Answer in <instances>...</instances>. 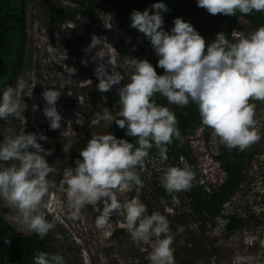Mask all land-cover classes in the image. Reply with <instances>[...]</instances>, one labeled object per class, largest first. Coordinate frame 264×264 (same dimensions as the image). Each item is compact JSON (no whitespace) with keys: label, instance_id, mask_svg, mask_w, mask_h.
Masks as SVG:
<instances>
[{"label":"clouds","instance_id":"9594fccd","mask_svg":"<svg viewBox=\"0 0 264 264\" xmlns=\"http://www.w3.org/2000/svg\"><path fill=\"white\" fill-rule=\"evenodd\" d=\"M196 2L198 7L212 15L264 12V0ZM166 12L167 6L158 2L143 12L133 10L130 15V27L150 41L155 55L159 57L156 67L164 70L163 75H158L146 59L127 58L133 72L130 81L120 86L124 76L116 70L119 66L115 58L108 57L110 69L102 62L105 55L101 45L111 46L106 43V38L92 36L86 51L97 49L92 58L93 62L100 61L94 69L99 81L97 89L107 93L114 86H119L117 94L121 106L115 115L108 108H104L102 113L96 112L94 122H114L120 129L126 128V136L138 139L134 145L111 133L93 135L80 150L82 160L77 159L75 168L64 171L67 218L72 221L81 219L82 209L90 205L98 213L95 227L104 230L110 226L113 214H117L122 218L120 227L126 229L134 243L151 245L146 257L149 264H175L172 245L175 235L183 232V226H178L173 233L168 218L159 212L149 215L147 206L139 199L144 184L136 169L144 166L149 150L155 147L159 157L148 158H159L164 163L168 160L167 146L174 139H182L175 113L157 104L153 97L160 94L169 104L180 107L194 103L198 107L201 124L211 128L213 135L218 137L217 149L225 146L240 151L260 139L254 119L255 104L249 101H264V26L234 42L224 33H218L206 48L205 39L182 18L174 19L171 31H165L162 13ZM81 14L88 19V14ZM72 24L68 35L82 31L83 27L77 28L75 22ZM232 34L235 35V32ZM82 63L86 65L87 61ZM64 70L69 76L76 72L75 68L67 66ZM55 89L45 88L42 92V99L46 102L43 115L49 122L50 130L60 129L62 120L56 107L62 93ZM32 92L33 87L25 79L18 78L15 85L3 93L0 120L9 117L24 119L27 107L24 97H31ZM68 95H72L71 91ZM37 110L38 106L33 105L32 111ZM76 122L81 124L82 120L78 118ZM38 140L47 142L48 137L26 133L22 127L18 134L14 132L0 142V199L17 209L19 215L14 219L21 228L44 239L55 227L41 211L44 198L55 186L48 179L55 167L46 160L52 155L51 150H45ZM179 159L183 167L168 166L160 177L162 187L169 194L190 190L195 179L191 166L183 157ZM133 188L137 195L122 201L119 194ZM2 239L5 245H11L10 238L6 236ZM215 259L212 257L210 264H215ZM33 264H65V259L59 253L41 251L35 255Z\"/></svg>","mask_w":264,"mask_h":264},{"label":"rangeland","instance_id":"374dc122","mask_svg":"<svg viewBox=\"0 0 264 264\" xmlns=\"http://www.w3.org/2000/svg\"><path fill=\"white\" fill-rule=\"evenodd\" d=\"M51 2L55 6L54 13L60 18L75 7L73 0ZM126 8L123 5L119 10L111 3H106L97 6L88 19L77 13L75 20H67L62 24L46 16L43 0H28L25 8V54L21 59L22 73L19 78L25 79L33 87V92L31 97H24L27 106L23 113L24 119L9 117L0 124V142L14 132L18 134L22 127L26 133L48 137L47 142L38 140V143L52 152L46 160L55 167L48 177L55 186L44 198L41 211L55 225L49 231L53 251L64 257L65 264H149L146 257L151 245L134 243L126 229L120 227L122 218L117 214H113L110 226L104 230L95 227L98 213L90 205L82 209L81 219L72 221L67 218L64 171L66 168H75V161L82 160L80 150L93 135L107 134V127L112 123L94 122L100 106H94L91 100L103 101L108 93L112 94L111 91L119 87L114 86L107 93L98 91L99 81L94 69L100 61L93 62L92 59L97 49L86 51L92 36L106 38V43L111 46L101 45L105 55L102 62L110 69L108 57L115 58L119 66L116 70L124 76L120 86L130 81L133 72L127 58L146 59L156 72L164 74L163 69L156 67L159 57L155 55L150 41L130 27L131 13H127ZM146 9L149 8L137 11ZM162 15L163 28L170 32L175 18L169 19ZM57 16L56 19H59ZM182 19L188 23L201 24L208 42H213L218 33L227 31L219 14ZM74 22L77 28L83 27L82 31L68 35ZM238 24L240 28L229 35L224 34L235 41L254 32L247 27L246 21L240 19ZM82 61H87V64ZM65 66L75 68V74L69 76L64 70ZM45 88H56L62 93L56 105L62 116L61 128L58 130H50L49 122L43 115L46 102L42 99V92ZM70 91L71 96L68 95ZM249 103L255 104L254 119L260 139L244 150L251 158L245 162L243 181L232 199L223 206L224 216H234L240 221V225L231 232L225 230L226 220L222 218H218L214 225L209 222L201 227L195 224L188 210L186 191L169 194L164 190L160 183L163 170L168 166L183 167L180 159L176 162L168 158L161 163L159 158L147 157L138 172L144 184L143 189L148 194V206L152 213L159 212L167 218H183L181 225H176V230L178 226H183V232L175 235L172 245L175 249V264H210L212 257L216 258L215 264H264V101L250 99ZM33 105L38 106L36 112L32 111ZM21 107L23 111V102ZM78 118L82 120L81 124L76 122ZM75 143L81 147L75 148ZM181 144L192 153L186 161L195 173L193 187L198 184L218 187L225 180V174L215 160V155L219 154L218 137L213 135L211 128L195 127L181 139ZM133 193L132 189L119 195L123 201L133 198ZM163 193L168 196L165 197ZM99 206L102 208V204ZM18 215L15 207L0 199L1 219L20 235L33 234L19 226L14 219Z\"/></svg>","mask_w":264,"mask_h":264},{"label":"trees","instance_id":"16d2710c","mask_svg":"<svg viewBox=\"0 0 264 264\" xmlns=\"http://www.w3.org/2000/svg\"><path fill=\"white\" fill-rule=\"evenodd\" d=\"M73 10H67L64 17L56 15L55 6L51 0H43V6L46 11V16L51 20L58 21L62 24L67 20H73L77 13L93 14L97 6H103L106 3H111L115 8L120 9L125 5L126 12L132 13L133 10H141L150 8L154 3L163 2L168 12L163 13L169 19L176 18H191L194 16H209L212 15L206 9L197 6L196 0H73ZM28 0H0V102H2L3 93L7 88L15 85L16 80L21 76L22 63L21 59L25 54L24 42L26 39L25 33V8ZM56 16L59 19H56ZM220 20L226 26L225 34L235 29L240 28L238 21L240 19L246 21L247 27L252 31L257 30L260 26H264V12H253L250 15H243L239 12L235 16H225L219 14ZM194 29L205 39L206 48L211 42L206 39L204 28L199 23H190ZM230 41L234 42L229 36ZM162 69V68H161ZM157 74L160 75L159 72ZM103 101L91 100L94 106L99 105L96 112L103 111L108 108L115 115L121 110L117 89L111 91ZM153 99L159 105L168 107L173 111L178 120V128L181 131V137L188 136L190 132L201 124L198 107L194 103H189L185 107H180L174 104H169L167 99L160 94H156ZM7 120H0V124ZM205 128H209L203 126ZM210 129V128H209ZM108 133L113 134L118 139H126L128 142L135 145L138 137H128L125 135L126 128L120 129L114 122L107 127ZM75 148L81 147L78 143L73 145ZM168 158L177 161L179 157L189 160L191 151L189 148H184L181 140H173V143L167 146ZM148 157H159L158 150L153 147L149 150ZM219 162L221 169L225 173V180L218 187L196 185L186 191L188 197V210L193 217L195 224L201 225L210 223L214 225L218 218L226 220L225 230L231 232L240 225V221L234 216H224L222 214L223 206L231 200L234 194L239 189L243 181L242 171L251 155H247L245 151L237 149H228L222 146L219 154L215 157ZM137 172L140 167H137ZM133 196L137 195L133 188ZM152 193V192H151ZM150 193V194H151ZM149 194V195H150ZM163 195L167 197V194ZM139 199L147 206V213L150 215L152 211L148 206V194L142 188L139 192ZM170 228L173 233L176 232V225H181L183 222L182 216L168 218ZM11 239V245L3 243V237ZM44 251L54 253L52 247L51 233L49 232L44 239H40L35 233L30 235H20L13 231L9 225L0 217V264H33L34 257L39 252Z\"/></svg>","mask_w":264,"mask_h":264}]
</instances>
